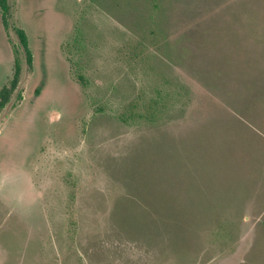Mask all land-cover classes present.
Listing matches in <instances>:
<instances>
[{"label":"rangeland","instance_id":"1","mask_svg":"<svg viewBox=\"0 0 264 264\" xmlns=\"http://www.w3.org/2000/svg\"><path fill=\"white\" fill-rule=\"evenodd\" d=\"M9 3L0 264H264V0Z\"/></svg>","mask_w":264,"mask_h":264},{"label":"trees","instance_id":"2","mask_svg":"<svg viewBox=\"0 0 264 264\" xmlns=\"http://www.w3.org/2000/svg\"><path fill=\"white\" fill-rule=\"evenodd\" d=\"M0 11L3 14L4 18L10 17L11 7H10L9 0H0ZM18 33H19V37L21 39L23 48L25 49L28 55V59L30 60V51L27 45V38L23 31H20ZM9 94H10V87L8 85L3 86V88L0 91V107L5 106Z\"/></svg>","mask_w":264,"mask_h":264}]
</instances>
